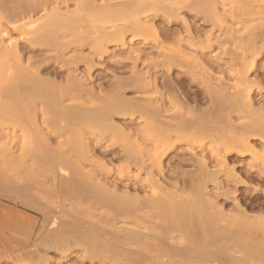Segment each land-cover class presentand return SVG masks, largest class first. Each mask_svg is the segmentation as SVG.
I'll return each instance as SVG.
<instances>
[{
    "label": "bare ground",
    "instance_id": "1",
    "mask_svg": "<svg viewBox=\"0 0 264 264\" xmlns=\"http://www.w3.org/2000/svg\"><path fill=\"white\" fill-rule=\"evenodd\" d=\"M157 1L79 0L75 10L63 11L58 0H0V18L10 28L5 45L12 50L6 64L12 69L7 68L6 78L2 76L7 82L0 95L5 96L0 110L17 120L19 125L15 122L13 127L21 126L28 133L21 142L24 158L48 162L52 156L49 152L57 147L54 162L66 167L61 172L65 177L57 185L66 188L78 205L85 204L79 215L70 214L73 218L58 222L49 237L54 243L64 239L70 242L73 237L75 243H87L95 250L98 244H114L115 255L122 253L134 264H142L144 259V263H153L154 258L164 264L178 263L177 258L182 264H264V215L251 216L236 196L238 190L230 191V186H246L247 179L264 182V149L250 143L255 136L264 144V100L256 107L252 99L263 82L249 78L253 70L264 72V66L258 67L254 58L261 51L257 41L264 35L256 31L260 27L257 24L244 28L246 35L240 33L241 27L239 30V23L247 21L243 15L254 8L256 0H171L167 10L163 9L165 14L176 16L189 7L197 12L196 18H204L203 25L184 19L183 35L172 27H162L166 30L162 33L161 27L142 20L143 14L150 12L153 18L158 16L156 12L165 3L159 5ZM62 2L68 6V0ZM220 4L235 8L222 12ZM78 10L86 17L78 18ZM113 11L119 13L116 16L127 15L122 25L96 22V35L91 33L87 38L90 33L80 34L89 31L92 20L99 21L98 17L106 18V14L112 18L109 14ZM38 13L41 16L34 19ZM73 16L74 25L70 21ZM230 19L238 23L237 29L229 24ZM207 22L226 31L208 34L203 28ZM149 30L153 32H149L151 38L145 34ZM129 32L133 35L128 41ZM140 36H144L145 48L152 50L131 48ZM165 40H173L174 45H165ZM226 42L236 48L225 47ZM112 43L122 52L131 49V66L127 57L112 60ZM84 46L89 47V54L81 52ZM216 47L221 51L206 55ZM70 51L75 53L66 57ZM153 53L157 58L151 56ZM178 61L194 65L191 79L182 71L175 73L172 65ZM82 63L84 70L78 71ZM108 63L122 69L121 75L115 70L110 73L112 77L94 74L96 68L106 69ZM216 69L227 70L235 81L228 82L225 74L215 73ZM106 75L107 80L99 81ZM191 80H199V86L193 89ZM128 92L135 95L127 96ZM235 117L243 121L236 122ZM115 118L121 123L114 122ZM69 132L71 136H67ZM181 139L190 143L189 156L179 155L176 160L178 154H173L166 163ZM197 147L203 152L201 156ZM93 151L121 163L111 166L105 159H95L97 153ZM248 152L252 159L244 162ZM172 162L191 164L194 169L170 172ZM230 162H243V172L236 173V165ZM86 164L91 167L85 169ZM143 170L145 176L141 175ZM209 182L217 191L208 188ZM188 188L191 192L185 194ZM229 200L230 210L235 212L226 210ZM99 209L103 217L91 218ZM162 256L168 259H160Z\"/></svg>",
    "mask_w": 264,
    "mask_h": 264
},
{
    "label": "rangeland",
    "instance_id": "2",
    "mask_svg": "<svg viewBox=\"0 0 264 264\" xmlns=\"http://www.w3.org/2000/svg\"><path fill=\"white\" fill-rule=\"evenodd\" d=\"M58 1H60L59 3L61 5H63L62 6L63 11H65L67 9L72 11V10L76 9V6H77L76 4L78 3L79 0L78 1L77 0H72V1L68 0V6L66 5L67 3L62 2V0H58ZM113 1H117V0H113ZM118 1H124V0H118ZM189 1L195 3L196 1L198 2L199 0H189ZM66 2H67V0H66ZM170 2H171V0H158L157 4L161 5V4L165 3L164 4L165 6H163L164 8H162V6H160L161 8L159 7V9L161 11L158 10L156 12L158 14V16L155 17L156 19L153 18V15L150 12V13H147L148 16L143 14L144 16L143 15H142L143 17L141 16L142 20L145 21V19H146V20H148V23H152L156 27H161L160 30L162 29V27H163V29H165V28L168 29L169 27H172L173 29L176 28L175 30H177V32H179V33L181 31L182 35L184 32V23H185V22H183L184 19L187 22L189 21L188 23H191V24L193 22H198L199 25H203L204 18L202 17V15H199L201 18L200 17L196 18V17H198V16H196L197 12L194 9L191 10V8H189V7H187V8L185 7L184 9H181L179 12H177L178 16L177 15L176 16H170L167 13L165 14L164 11L167 10L166 6L168 4H170ZM230 3L233 4V2H230ZM53 4L55 5L56 3H52L51 6H54ZM219 7L221 9L220 11H222V12H225L228 8H229V10H231V9L234 10V8H235L234 5L231 6L230 4H225V5L222 4ZM225 8H227V9L225 10ZM117 9H119V7ZM163 9H164V11H163ZM254 9H256V10H254ZM187 10H188V12H187ZM80 12H81V14H79L80 16H77L78 13H80ZM80 12L78 10L76 13V16L78 18L86 17V15H85L86 13H84V11L83 12L80 11ZM114 12L115 11L110 12L109 15H111L112 18L115 16L114 17L115 20H114V18L108 19L107 18V17H109L108 14H106V18L104 17V15L100 16V17H98L100 22L95 21V19L92 20V23L89 22V24L91 23L90 26L88 27L89 31H87V32L83 31L80 34L86 35V34L90 33V34H88L89 36L87 38L91 37V33H92V36L96 35L95 26H96V24H100V23L101 24L106 23L108 25H111V24H118V22H119L120 24H118V25H122V23L124 22V18L127 17V15L126 14L121 15V16L118 15L119 16V19H118V16H116V15L119 13H116V12L114 13ZM250 12L253 13V15H251ZM192 13H194V14H192ZM226 14H227V12H226ZM39 15L41 16V13L36 14L34 16V19H39L38 18V17H40ZM112 15H114V16H112ZM36 16H38V17H36ZM165 16H166V18H165ZM243 16H245L243 20H247L246 23H244L245 21L242 24L239 23L240 26L238 25V23H236L239 26V30L241 27L240 33L242 34L244 32L242 35H246L248 32V31L246 32V30L244 28H246L248 30L249 28H251V26L253 27V24H257L258 26H260V27H258L259 28L258 29L257 26L255 25L257 28L256 31L259 32V34L261 32L260 35H264V32H263L264 31V2H262V0H256L254 8L251 11H249L248 14L243 15ZM243 16H242V18H243ZM116 17H117V19H116ZM72 18L74 19V16ZM245 18H247V19H245ZM250 18L252 19V21ZM75 19L73 21L71 19L70 21L72 23L71 22L70 23L73 24V22H75ZM0 21H1L0 22V39H1L0 48L3 47L2 49H0V64H1L0 65V90H1L0 95H2L1 94V92L3 90L2 88L5 87L4 83L7 82L6 80L4 82L3 78H6L5 73H7L9 70L12 69V68L9 69V66H7V65H9L8 64V62L10 61L9 59L12 57V50H11L10 46H8L9 48L6 49V45H5V41L7 42V38L10 36L8 33L9 29H10L9 25L7 23H5V21L3 22V20L1 18H0ZM169 21H172L171 24ZM229 21H230L229 24L232 27L236 28L237 25H235V22H232L231 19ZM250 21H251V23H250ZM84 23H86V22H84ZM181 23H183V24H181ZM207 23H206V25L203 26V28L205 27L204 31L206 29L205 32L207 33V31H208V34L209 33H215V32H216L215 34H221L222 32L226 31L219 26L214 27L210 22H207ZM86 24H88V22ZM243 25H246L249 27L247 28ZM92 28H94V32H92L93 31ZM1 29L3 32L1 31ZM91 29H92V31H91ZM163 29L161 30V32L165 33L166 30L164 31ZM209 29L211 30V32ZM149 32L151 34L153 33L151 30H149V31H146L145 34L149 35ZM132 35L133 34L131 32L127 33L126 39L129 41L131 39ZM15 36H16V34H15ZM149 36L150 37H148V38L152 37L151 35H149ZM260 38H259L260 40L258 39V41H257V45L260 47L261 51L259 52V54L256 57L254 56V58L257 59L255 64L261 68L262 66H264V64H263L264 63V38L263 39H262V37H260ZM165 41L163 42V44L165 43ZM143 42H144V36H140V37H138L136 42L131 43V48H139L140 47L146 51L152 50V49H149L147 47L145 48V45H144L145 43H143ZM166 43H165V45H167V46H169V45L173 46L174 45L173 40H170V41L167 40ZM231 44H233V46H231ZM3 45H5V46H3ZM224 45L227 48H229V47H232L233 49L236 48L234 43L228 44V42H226V43H224ZM109 50L111 52L114 51V53H115L114 56H113V54H111V58L113 57L112 60L119 58V57L121 59L124 58V60H126V57H127V59H129V57L131 55L130 51H129L131 49L126 48V49H124V52H122L121 48L114 43L109 45ZM220 51H221L220 48L216 47V48H214V51L212 50V52H211V50H210V51L206 52V55L212 56V55H214L212 53L217 54ZM78 52H80V50ZM81 52L82 53L86 52V54H89L88 52H90V49L88 46H84V48H82ZM74 53L75 52H73V51L66 52L65 56L67 57V56H69L68 54L72 55ZM153 54H151L152 57L157 56V54H154V55ZM199 54L200 53H198L197 56ZM8 55H9V57H8ZM200 55H199V57H200ZM131 56H133V54ZM36 57L38 58L41 56L36 55ZM251 57H253V56H250V58ZM158 58L162 59V57H160V56H158ZM106 59L109 61V57H106ZM6 60H8V61H6ZM129 60H126V62L128 61L127 64L131 66L132 62H131V60L130 61ZM146 60H148V58H146ZM52 63L56 64L55 61H52ZM99 64L102 65L103 63L100 62ZM174 65H175V67H174ZM188 65H189V67H188ZM191 65H190V63H187L185 61H178V62H176V64H173L172 66L174 68L175 73L182 71L185 75H188V77H190V75H191L190 73H192L193 70L195 69L194 65L193 64H191ZM140 66H142V63H140ZM223 66H226V63H223ZM161 67L163 68V70H161V71L165 72V70H166L165 65H162ZM7 68H8V71H7ZM189 68L191 70L192 69L193 70L190 71ZM180 69H182V70H180ZM83 70H84V65L82 63V65L80 66V69L78 71H83ZM113 70L117 71V74H118L119 71H121L122 69L118 68L117 66H114L111 63H108V66L106 69L96 68L94 74L104 73V74H107L108 77H112L110 73ZM218 70L219 69L214 70V71H216L215 73H217L218 75L219 74H223V75L225 74V76H227V77H225V79H227L228 82L233 83L235 81V78L232 76V74H229V72L227 70H223L224 72L218 71ZM257 72L258 71L255 72L253 70L250 72V76H249L250 79H253V80L262 79V82H263L262 83L263 88L261 90L256 89L255 93L252 95V99L256 101V104H255L256 107H258V105H260L261 102L264 100V72L260 71L261 74H259V72H258L259 76H257ZM120 73H119V75H121ZM107 75L104 76L99 81L107 80L108 79ZM2 76H3V78H2ZM190 79H191V77H190ZM192 82H194L193 89L197 88L200 84L199 80H196V81L193 80ZM131 93L128 92L127 96H134L135 95L134 93L133 94H131ZM3 97H5V96H3ZM3 97L0 96V104L3 100ZM1 98H2V100H1ZM5 100H7V98ZM0 115H1L0 116V180H3V181H0V191L2 192V193L0 192V264H134V262L129 263V259L124 258L122 253H121L122 258H121V255H117L118 253H116V255H115V249L116 248L113 249L115 246L114 244H113V246L112 245L111 246L106 245V247L104 244H98V245H96V250H95V248H92L91 245L88 246L87 243L86 244L85 243L82 244V242H80L79 244L75 243L73 237L72 238L69 237L70 238L69 240H70V242L72 241V243H70L68 241V239L67 240L64 239V242L59 241L57 243H54V241L51 239V237H49L52 234V230L55 229L54 227L57 226L58 222H61L62 219H63L62 221H65L69 218H73L72 217L73 215H74V217L76 215H79L82 212V209L84 210L83 207L85 204L84 205H78L74 201V199L71 198L72 196H69L70 194L68 193L66 188H60V185H57L58 183H61V182H59V180L62 181L65 177L63 174H61V172H65V170H66V167L64 165L57 164L56 161L54 162L55 159L53 157H56V154L58 152L57 147L54 145L53 148H55L56 150H51V152H49L50 156L52 155L53 157L51 156L49 159L50 161L48 160V162H47V160H43V161L35 160L34 161V159L24 158L22 156L23 155V147H22L21 142H23L24 138L26 137V134H28V133L21 126L18 127L17 125H15L17 127H13L12 123L14 124L16 122L19 125V123L17 122L16 119L13 120V118H11L13 122L9 121V120H11L10 117L6 116L4 114V112H1V110H0ZM4 118H6V119H4ZM116 120H118V122ZM119 121L121 123L122 120L120 118L114 119V122H116L118 124H119ZM240 121H243V120L236 118V122H240ZM6 123H7V125H6ZM22 129L24 130L23 132H22ZM71 134H72V132H69V133H67V136H71ZM252 137H254L256 139V141H255V139L251 138L250 143L252 145H254V147L256 146L255 147L256 149L263 150L264 144L259 143V141L261 142V140L255 136H252ZM258 137H260V135H258ZM61 138H63V137H61ZM61 138L59 137L58 139H61ZM16 141L18 144L15 143ZM19 141H20V143H19ZM179 141H181V142H178V140L176 141V142L180 143L176 147L177 149L174 150V152H172L170 154V156H168V158L165 159L166 163H168L170 161V157L173 154H178L176 156L177 157L176 160H178L180 158L179 155L183 156V154H186L189 156V154H190V149H189L190 145L189 144L190 143L187 141L184 142V139H181ZM206 142H208L207 145L211 144V141L209 142V140H207ZM16 144L19 147L15 146ZM199 148L197 147V149H196L197 151H199L197 155L200 154L199 156H201L202 155L201 153H203V152H201L202 150ZM205 152L208 153V155L210 154L209 150H206ZM92 153H94V154L97 153V154H95L96 155L94 157L95 159H98V160L101 158H102V160L105 159L106 163L108 161V164L111 166L113 165L116 167L119 163H121L118 160L110 161L109 157H103L98 152L93 151ZM252 156H253L252 153L248 152L245 155L244 162H248L249 160L251 161ZM16 157H17V159H15ZM212 163H213V165L215 164V162H212ZM212 163H211V165H212ZM230 163L233 165H236V173L241 174L243 172L242 171V170H244L243 162H238V164H237V162H235V164H234V162H230ZM240 163H242V164H240ZM47 165H49V166H47ZM87 165L88 164L85 165V169H87V167H89V168L91 167V165H88V166ZM213 165L211 166L212 168L214 167ZM169 166H170V170H169L170 172L175 171L177 169H179V170L181 169L182 171H184V170L185 171H190V170L192 171L194 169V166L191 164H184L183 165V164H176L175 162H172V164ZM132 168H133L132 170H134V172L138 171L135 166H133ZM171 168H172V170H171ZM24 170H26V171H24ZM25 172H26V174H25ZM141 175L145 176L144 170L142 171ZM60 176L62 177L61 179H59ZM224 177H225L224 175L221 176V179H224ZM247 182H248V184L246 186L244 184L243 185L237 184V186L234 185V187L236 186V188H233L230 186V189H231L230 191L238 190V191H236V196L239 198L242 206L246 209L247 213H249L251 216H258L260 214L264 215V182L259 181V180H250V179H247ZM211 183L212 184H210V182H209L208 188L212 189L213 192L217 191L215 188V185H213V182H211ZM11 184H13V185H11ZM55 185H57V186H55ZM52 186H53V188H52ZM226 187L227 186H225L223 188V190H226ZM228 188H229V186H228ZM32 189H33V191H32ZM64 189H65V192H64ZM7 191H8V193H7ZM188 191L191 192V188H188L185 194H187ZM16 193H18V194H16ZM2 194L5 196H3ZM222 201H224L223 198L220 199V204L223 203ZM27 202L29 203L28 205L26 204ZM30 203L33 205L31 206ZM85 207H87V206H85ZM225 207H226L227 211L235 212L234 210H230L232 208L230 200H229V203L225 205ZM46 211H47V213H46ZM77 211L78 212L80 211V212L78 213ZM95 211L96 212L91 213V215H90V217L92 216L91 218L95 217L94 219H96V218L98 219V218L103 217L102 214L99 213V212H101L100 209L95 210ZM122 224L123 223H119L117 225H122ZM120 240H123V239H120ZM180 240L181 239L179 238V242H180ZM65 241L66 242L68 241V243H65ZM117 242L118 241H116V244H117ZM121 244L122 243L120 242L118 245H121ZM163 257L165 260L168 259L167 256H162V257H160V259L161 258L163 259ZM124 259H126V260H124ZM127 259H128V261H127ZM154 259H153V263L151 261H150V263H152V264H164L163 262H161V260L157 261L158 258L155 259L157 262L154 263ZM144 260H143L142 264H146V263L150 264L148 261L144 263ZM150 260H152V258ZM176 261H178V263L182 264L183 260H181V259L179 260V258H177ZM140 262L141 261L135 262V263L141 264ZM173 262H175V261H173ZM173 262L172 263L170 262L168 264H173ZM178 263L175 262L174 264H178Z\"/></svg>",
    "mask_w": 264,
    "mask_h": 264
}]
</instances>
